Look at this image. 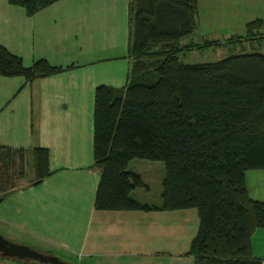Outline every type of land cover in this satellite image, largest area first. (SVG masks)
<instances>
[{
	"label": "trees",
	"instance_id": "obj_1",
	"mask_svg": "<svg viewBox=\"0 0 264 264\" xmlns=\"http://www.w3.org/2000/svg\"><path fill=\"white\" fill-rule=\"evenodd\" d=\"M58 1L9 0L29 15ZM132 10L129 81L122 88L96 89L94 149L101 168L96 208H197L193 264H263L252 236L264 228V200L250 196L247 172L264 168V52L187 63L180 53L196 43L182 41L200 25L199 0H133ZM248 33V39H264V21H250ZM62 69L45 58L25 66L0 44L1 74L30 82ZM23 151L0 145V190L14 187L11 165ZM135 159L165 164L161 205L134 197L135 189L149 188L130 168ZM33 161V183L52 174L49 148L36 147Z\"/></svg>",
	"mask_w": 264,
	"mask_h": 264
},
{
	"label": "crops",
	"instance_id": "obj_2",
	"mask_svg": "<svg viewBox=\"0 0 264 264\" xmlns=\"http://www.w3.org/2000/svg\"><path fill=\"white\" fill-rule=\"evenodd\" d=\"M252 1L199 0L198 28H209V3L234 17L232 21L223 18L230 22L218 45L228 48L223 57L242 51L264 52L263 37L247 38L248 23L264 21V5L255 2L254 10L252 5L245 9ZM132 2L59 0L29 15L24 7L0 0V44L20 55L27 66L45 58L63 67L30 82L21 75L0 73V145L24 150L13 167L19 177L13 178L18 181L25 174L31 180L15 181L11 189L0 190V234L47 254L64 245L70 250L75 247L78 255L95 259L92 264H179L185 254L193 264L190 249L199 224L194 233L184 235L187 222L178 219V212L187 213L190 208L146 212L99 210L95 206L101 178L94 149L96 89L100 84L122 88L129 81L135 27ZM43 13L47 18H39ZM237 22L244 33L236 32ZM39 146L50 150L52 174L33 183V150ZM25 156L32 159L31 174L23 167L28 166ZM132 162L130 168L135 166ZM247 187L252 198L264 200V168L248 170ZM139 191H133L135 198ZM187 218L195 227L196 214L189 213ZM63 226L73 229L70 236L61 230ZM188 239L189 248L180 251V243ZM252 245L264 264V228L254 232ZM36 261L47 264L0 253V264H38Z\"/></svg>",
	"mask_w": 264,
	"mask_h": 264
},
{
	"label": "rangeland",
	"instance_id": "obj_3",
	"mask_svg": "<svg viewBox=\"0 0 264 264\" xmlns=\"http://www.w3.org/2000/svg\"><path fill=\"white\" fill-rule=\"evenodd\" d=\"M204 1L206 2V0H204ZM255 2L259 5H264V0H253L251 3H247L244 5L245 9H246V7L252 5L251 9L254 10L253 4H255ZM44 9H41L40 11H42ZM217 9H218V7H217ZM206 10L209 11L208 16H207V20H209L211 22V23L209 22V24H208L209 28H206V29L196 28L195 32H193L194 33L193 35L189 36V38L188 37L184 38L182 41L183 45L185 43L192 41V40L194 41L193 44L196 43V46H194L195 48L192 47L191 49L186 50V52L180 53V58L184 62L202 63V62L220 60V59L224 58L223 56L228 52V48H223V47L219 48L218 45L223 40V38L225 37L224 34H227L226 30L223 29L224 26L226 24L230 23L229 21H226L224 19L229 18L230 16H232V14H229L230 11H228V10H226L225 13H222V12L220 13L210 3L206 6ZM39 18H47V14L43 13V14L39 15ZM229 19H230V21H232L234 19V17H231ZM233 24H235V23H233ZM240 24H241V22H237L236 32L244 33V31L239 29ZM212 41H215V43H213ZM208 42H210V44H207ZM205 43H206V45H205ZM38 59H41V58H38ZM37 60H35V61H37ZM48 61L50 62V60H48ZM34 62L30 66H32L34 64ZM25 66H27V65H25ZM15 76H18V75H15ZM21 76H23V75H21ZM25 161L28 164V166L24 165V169L27 170L28 173L30 172V174L33 173V168H31V166H30V164L32 165L31 157L26 158V156H25ZM132 163L135 165L132 167V169L136 172L141 173L142 177L144 178V181L149 185L148 189L146 187L140 188V191L136 194V197L139 200L145 201L149 204L161 205V203H162V192H163V181L165 178V164L162 161H152V160H146V159H135V160H133ZM13 167H14V163H12V165H11L12 169H13ZM16 167H17V169L19 168L18 166H16ZM30 174H29V176H30ZM11 176H13L14 178H15V176L19 177V175L17 173H15L14 171L12 172ZM22 178H24L23 182L20 180ZM20 179L18 181L16 180V182L17 183H26V182L31 181V180L27 179V176L25 174L23 177H20ZM13 184H15V182H13ZM96 194H97V192H96ZM183 210L184 209H180L178 211H183ZM188 211L189 212H187V213L178 212V215H179L178 219L180 220V222H182V223L184 221L187 222V225L185 227H183L184 235L194 233L196 230V226H198L197 224H199V215H198L197 208H190ZM189 213H195L196 214L197 223H196L195 227H193V221L187 218V215ZM61 228H62L61 230L64 232V234L66 236H70L71 233L73 232V229H71L69 226H63ZM60 236L62 239L66 238L64 235H60ZM189 240L190 239H188L185 242V244H183L182 242L180 243V245L178 247L180 251H186L189 248V245H190ZM17 242H19V241H17ZM66 248H67V246L64 245L60 250L59 249L55 250V251L52 250L50 253L58 256L60 259L64 260L68 264H92L93 261H95V259L90 258L89 256L78 255L79 251H77V248H75V247H71V250L66 249ZM42 249H43V247H42ZM64 251H67L71 254L67 255L65 253V255H64L63 254ZM47 253H49V252H47ZM162 254L165 255L166 253H162ZM168 256H170V255H168ZM101 258L105 259L106 257L102 256ZM90 259H91V262H90ZM148 261H149V259H147V262ZM36 262L38 264H40V262H38V261H36ZM102 262H104V264H107L108 261H102ZM186 262L191 264V257H189L187 254H185L182 257V259L180 258L179 264H183ZM47 264H53V263L48 262ZM98 264H100V262H98Z\"/></svg>",
	"mask_w": 264,
	"mask_h": 264
},
{
	"label": "water",
	"instance_id": "obj_4",
	"mask_svg": "<svg viewBox=\"0 0 264 264\" xmlns=\"http://www.w3.org/2000/svg\"><path fill=\"white\" fill-rule=\"evenodd\" d=\"M0 253L6 256L18 257V258H33L40 260L41 262H51L53 264H68L58 256L53 254H47L31 247L19 243L12 242L3 235L0 234Z\"/></svg>",
	"mask_w": 264,
	"mask_h": 264
}]
</instances>
